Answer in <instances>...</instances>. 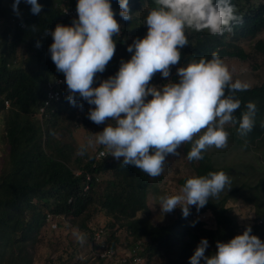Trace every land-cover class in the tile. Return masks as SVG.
Wrapping results in <instances>:
<instances>
[{"label":"trees","instance_id":"trees-1","mask_svg":"<svg viewBox=\"0 0 264 264\" xmlns=\"http://www.w3.org/2000/svg\"><path fill=\"white\" fill-rule=\"evenodd\" d=\"M59 1L37 0L42 6L41 12L33 15L31 5L21 0L20 14L17 15L12 8L14 0H0V122L4 125L0 131V144L3 146L0 150L5 157L0 170V264H32V252L42 242L48 215L68 218L74 227L93 239L95 232L88 228L87 223L96 214H103L107 223L99 230L104 236L107 234L106 237L108 231H112L108 246L117 250L121 244L117 233L124 232L123 248L143 245V253L150 263L189 264L204 239L209 245L205 256L215 255L218 242L228 243L239 235L235 217L226 204L241 189L235 188L218 198H210L199 211L196 206H189L187 218L178 208L173 221L155 225L148 206V195L154 188L150 176L134 166L125 167L123 159L113 161L107 157L97 160V155H90L85 148L82 156L75 157L73 146L59 138L64 133L70 137L72 126L88 127L85 115L89 106L94 105H89L78 95L76 106L70 104L66 98L69 92L65 82L59 88L62 89V100L53 102L44 117H38L47 100L48 84L64 77L57 71L49 52L54 42L49 33L57 25L72 26L73 21L63 16ZM77 3L78 0H69L74 7ZM110 3L121 32L113 37L115 54L105 71L97 73L92 85L94 88L114 77L121 63L128 62L134 55V51L129 53L127 48L134 40L146 37V18L156 7L154 0H129L132 19L124 21L119 16V0H110ZM231 3L239 17L238 22H233L232 31L211 35L206 30L188 29V46L180 49L181 60L175 66L186 67L202 58L210 60L214 53L222 60H247V54L237 40L255 39L263 30L264 5H256L252 0H231ZM38 42L40 47H37ZM20 47L34 59L32 71L18 67ZM258 47L264 50V42L259 41ZM160 78L162 75L157 73L150 82L151 86ZM235 96L241 101V107L234 113L237 122L229 124L230 138L236 146L248 150L264 142V81L237 91ZM249 102L256 105L255 123L251 132L241 136L239 122ZM66 121H69L67 127L64 126ZM190 149L191 144H187L184 152L192 174L178 179L180 188L189 178L204 177L210 172H226L225 168L214 163L208 151L203 153L202 160L189 161L187 153ZM75 170H79L81 175L77 176ZM87 174L92 176V181L85 192ZM253 189V198L248 202L258 200L256 208L260 218L256 220L263 224L252 226L251 235L264 242V206L261 204L264 201V175ZM201 213L212 216L213 228L194 218ZM53 232L55 230L49 227V234ZM72 258L70 255L60 262L72 264ZM98 260L99 264L106 262ZM200 264H205L204 260Z\"/></svg>","mask_w":264,"mask_h":264},{"label":"clouds","instance_id":"clouds-1","mask_svg":"<svg viewBox=\"0 0 264 264\" xmlns=\"http://www.w3.org/2000/svg\"><path fill=\"white\" fill-rule=\"evenodd\" d=\"M154 2L156 7L145 21L146 37L128 46L127 51H134V55L99 87L92 86L95 77L112 60L116 50L113 37L121 32L110 0H78V20H73L72 26L57 25L49 33L54 41L49 48L51 60L65 77L69 103L76 106L78 95L95 106L88 115L92 122H114L95 135V142L106 147L112 157H122L125 167L134 166L151 178L163 174L166 158L178 156L177 150L183 145L191 144L189 161L202 160L203 153L211 148H226L229 132L225 126L237 122L234 113L241 107L235 93L248 87L241 81L233 82L229 69L215 53L210 60L202 58L178 68L179 83L149 87L157 73L168 78L171 67L180 62V49L189 43L188 29L223 35L239 21L231 0ZM20 3L14 0L12 5L17 15ZM25 3L31 5L33 15L41 12L37 0ZM119 7L120 18L131 20L129 0H119ZM246 107L239 122L241 136L251 132L255 123V103L249 102ZM230 185L223 171L189 178L178 194L161 198V211L171 213L180 208L187 218L189 206L199 211ZM251 232L249 226L230 242H218V251L211 257L205 256L208 241L201 240L189 264H200L201 260L205 264H264V242ZM77 239L83 244L85 236L80 234Z\"/></svg>","mask_w":264,"mask_h":264},{"label":"rangeland","instance_id":"rangeland-1","mask_svg":"<svg viewBox=\"0 0 264 264\" xmlns=\"http://www.w3.org/2000/svg\"><path fill=\"white\" fill-rule=\"evenodd\" d=\"M69 2V0H61V2ZM59 3V4H60ZM252 3L256 5H264V0H252ZM6 4V3H5ZM259 41L264 42V28L258 34L255 39H243L239 38L237 44L240 45L245 53L247 54V60L242 61L236 58H225L223 62L229 69L233 82L241 81L248 85L247 88H251L261 84L264 81V50L259 49ZM18 67H21L25 71H32L34 69V59L26 54L23 47L19 49V56L17 60ZM183 66H175L170 70V76L168 78H160L156 83H152V86L161 88L163 85L168 83H179V77L177 75V69ZM151 83L149 87H152ZM151 97L146 98L150 100ZM95 106H89L90 109H94ZM89 112L86 113V120L88 121V127L79 126L76 128L72 126L70 128L71 136L68 133H64L63 137L59 135V138L64 142L71 144L75 149V157L82 156V149L90 155H97L100 151L105 152L104 158L109 157L113 161H119L123 159L122 157L116 159L111 156L108 149L98 143H96V134L102 133L104 128L108 126L111 121H106L103 124L97 125L88 118ZM69 121H66L64 126L67 127ZM81 124V122H80ZM3 123L0 122V131L3 129ZM231 126L228 124L225 126V130L229 132L228 145L224 149L211 148L208 153L211 155L214 163L218 167H223L226 169L225 174H227L231 180V185L226 186L223 192L219 194L222 196L229 193L232 189L239 188L240 192L235 193L233 198H231L226 207L230 209L231 214L235 217L236 224L240 228L238 232L242 235L247 227H252L254 223L258 222L256 218H260L257 213L256 204L258 200L254 199L253 203H249L248 199L253 198L254 186L257 185L259 179L264 175V142L259 145L252 146L250 149H244L243 147L236 146V143L230 138ZM66 132V131H64ZM185 146H181L177 151L178 156L169 155L166 158L164 165V172L162 175L151 178L153 184V189L148 195V206L151 211L152 221L155 225H165L176 218L175 209L171 213H162L161 211V198L175 195L180 192V187L178 186V179L183 176L192 174L189 162L186 160L185 156ZM0 147L3 146L0 144ZM4 153L0 150V170L4 165ZM79 170H75V173ZM246 186L243 187L242 185ZM264 206V201H261ZM196 219L205 223L206 227L213 228V218L209 213L196 214ZM54 224H58L55 232L49 234L48 225L43 230V238L41 244H38L36 249L32 252V264H61L63 260H66L70 255H73L71 260L72 264H99V258L96 257L95 253L102 251L101 244H94V240L85 236V233L74 227L68 218L62 219L59 217H51ZM107 219L103 214H96L93 219H91L87 225L88 228L94 232L100 228L106 226ZM112 231H108L107 234H103L104 243H107L109 235ZM242 233V234H240ZM83 234L85 236V241L83 244L79 242L77 236ZM118 237L120 238L121 244L117 249V252L123 250L127 251L129 247L123 248V243H125L126 234L124 232H118ZM262 240V239H261ZM264 240V238H263ZM102 243V242H101ZM216 249L217 246L215 245ZM74 250L76 252H74ZM218 251V249H217ZM124 252V251H123ZM61 258H63L61 260ZM162 260V259H160ZM61 261V262H60ZM103 264H112L103 262ZM151 264H155L151 262Z\"/></svg>","mask_w":264,"mask_h":264},{"label":"built area","instance_id":"built-area-1","mask_svg":"<svg viewBox=\"0 0 264 264\" xmlns=\"http://www.w3.org/2000/svg\"><path fill=\"white\" fill-rule=\"evenodd\" d=\"M59 7L64 17L71 19V20H78V14H77L76 7H74L72 4H69V2L63 1L59 4ZM21 28L24 29L25 26L21 25ZM130 59L131 57L129 58V60ZM64 83H65V78L59 77L56 80L51 81L48 84L47 100L44 104V107L40 109V113L38 114L39 118L44 117V115L46 114L47 108L50 107L53 102H60L62 100L63 93L61 91L62 89L60 90L59 88H61ZM104 156H105V152L103 150L100 151L99 154H97V160L104 159ZM75 174L79 176L81 175V172L79 171V172H76ZM85 180H86V184H85L84 191L87 192L90 187L89 183L92 181V176L90 174H87ZM51 217L53 216L48 215L47 223L48 225H51L50 226L51 229L55 230L58 227V224L57 225L54 224V222L52 221L53 219H51ZM59 218L65 219L66 217H59ZM194 218L196 217L194 216ZM257 224L262 225L263 222L259 220ZM93 240H94V244H101V246L103 247L101 252L95 253L96 257L108 263H112V264H151L149 262L148 256L144 255L143 253L145 250L143 245L131 246L129 247L127 251L123 250L124 252L123 251L117 252V250H113L108 246V242L104 243L103 233L100 230L94 233Z\"/></svg>","mask_w":264,"mask_h":264}]
</instances>
